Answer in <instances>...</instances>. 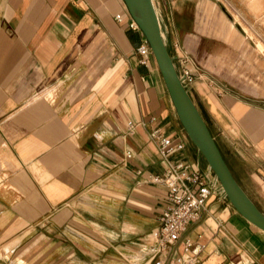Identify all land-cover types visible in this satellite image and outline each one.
<instances>
[{"label": "crops", "instance_id": "obj_1", "mask_svg": "<svg viewBox=\"0 0 264 264\" xmlns=\"http://www.w3.org/2000/svg\"><path fill=\"white\" fill-rule=\"evenodd\" d=\"M152 5L176 71H200L186 90L264 215V0ZM129 18L122 0H0V264H151L166 204L151 177L166 163L148 131L182 141L168 161L207 171L153 56L139 64ZM181 239L204 245L201 264H264V233L217 191Z\"/></svg>", "mask_w": 264, "mask_h": 264}, {"label": "built area", "instance_id": "obj_2", "mask_svg": "<svg viewBox=\"0 0 264 264\" xmlns=\"http://www.w3.org/2000/svg\"><path fill=\"white\" fill-rule=\"evenodd\" d=\"M113 18L116 23L121 21L118 13L114 14ZM126 26L131 30L140 31L131 17ZM135 53L138 55L139 64L143 65L146 64L148 56L152 55L144 36L135 48ZM184 61L185 58H181V62ZM194 70L197 71L195 66ZM176 73L186 89L194 78L201 75L200 71L196 75L191 74L184 67ZM131 127L132 124L128 122V131ZM148 137L155 143L160 159L166 163L161 175L151 177L153 182L163 185L166 204L160 213L158 227L150 235L151 245L146 249L148 260L151 264H201L200 255L204 245L193 243L188 239L180 240V236L187 225L198 220L210 192L217 191L225 195L209 168L204 172L188 161L174 164L168 161L167 155L170 152L183 148L182 141L172 143L170 138L163 136L157 130L148 131ZM125 156L129 157V152H126ZM178 242L181 244V250L173 257L174 246Z\"/></svg>", "mask_w": 264, "mask_h": 264}, {"label": "water", "instance_id": "obj_3", "mask_svg": "<svg viewBox=\"0 0 264 264\" xmlns=\"http://www.w3.org/2000/svg\"><path fill=\"white\" fill-rule=\"evenodd\" d=\"M128 14L146 39L162 77L174 114L187 139L203 157L234 211L264 233V215L233 178L212 135L187 90L180 83L164 41L151 0H122Z\"/></svg>", "mask_w": 264, "mask_h": 264}, {"label": "rangeland", "instance_id": "obj_4", "mask_svg": "<svg viewBox=\"0 0 264 264\" xmlns=\"http://www.w3.org/2000/svg\"><path fill=\"white\" fill-rule=\"evenodd\" d=\"M0 256H2L1 253H0ZM10 261H12L13 264H17V261H20V260L18 259V255H17L15 259H11ZM21 264H24L23 261H21Z\"/></svg>", "mask_w": 264, "mask_h": 264}, {"label": "bare ground", "instance_id": "obj_5", "mask_svg": "<svg viewBox=\"0 0 264 264\" xmlns=\"http://www.w3.org/2000/svg\"><path fill=\"white\" fill-rule=\"evenodd\" d=\"M152 1V0H151ZM156 12V11H155Z\"/></svg>", "mask_w": 264, "mask_h": 264}]
</instances>
